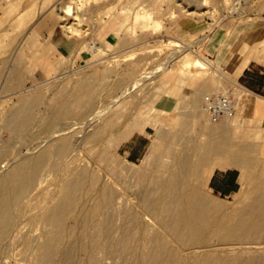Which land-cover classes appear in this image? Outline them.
I'll list each match as a JSON object with an SVG mask.
<instances>
[{"label":"rangeland","instance_id":"374dc122","mask_svg":"<svg viewBox=\"0 0 264 264\" xmlns=\"http://www.w3.org/2000/svg\"><path fill=\"white\" fill-rule=\"evenodd\" d=\"M181 24L184 37L176 39ZM242 60L264 63V0H0V264H58L64 254L68 264H89L91 254L99 264H141L146 228L164 239L173 264L204 258L140 214L139 204L157 177L185 180L184 194L218 206L228 220L261 205L263 121L241 108L211 124L201 108L205 94L237 92L231 83ZM194 106L200 120L189 114ZM217 125L226 132H215ZM144 130L145 155L128 160L124 142ZM223 142L230 150L221 160L213 152ZM210 149L197 165V155ZM37 158L8 199L3 227L4 178ZM229 169L235 192H211L213 172ZM104 190L113 197L104 245L120 236L123 212L143 222L133 225L130 251L90 250ZM198 244L210 257L253 255L264 264V231L252 241Z\"/></svg>","mask_w":264,"mask_h":264},{"label":"bare ground","instance_id":"6f19581e","mask_svg":"<svg viewBox=\"0 0 264 264\" xmlns=\"http://www.w3.org/2000/svg\"><path fill=\"white\" fill-rule=\"evenodd\" d=\"M210 151L211 149L202 150V152L197 155L196 164L199 166L203 165L210 156ZM213 153L214 155L222 156L221 160H224V147L216 148ZM39 160L40 159L37 158L35 161L27 162L5 176L1 186L4 200V210L1 216V224L3 227L7 223L6 210L9 206L8 199L13 198L17 190L22 188L26 180V175L30 174V171L39 163ZM80 181L81 179H78L68 185L65 189V195H70L73 188L76 187ZM185 185V180L177 182L172 178L166 181L157 177L151 179L149 181V186L143 188L142 202L139 204L141 208L140 214H144L150 219L152 218V220L165 231L166 235L172 237L179 245L185 246L189 244L193 246V249L198 250L197 253L206 252V254H203L204 258L198 259L196 264H205L211 259H214V261L219 264H258V260L253 255L249 257L240 255L232 257H210L207 255L210 248L206 246L198 247L200 245L198 243L210 239L220 241L256 240L264 231V208L262 207L264 197H261V195L259 196L260 206H253L242 210L235 218L228 220L225 215L220 216L218 206L210 207L206 205L195 194H184L183 187ZM11 189L13 191H11ZM112 201L113 197L111 192L108 190L101 192L95 212H100L102 219L97 231L90 239L89 247L92 253L98 251L103 254H108L110 252V246L113 247L114 253L130 251V241L133 238L131 235L133 225L135 223L139 225L143 223L136 220L137 213L130 211L123 212V226L120 236L113 239L108 245H104L102 239L107 236L106 229L109 227L108 221ZM64 207L65 204L56 210L55 216L60 214L64 210ZM144 231L145 238H143L144 241L142 243L143 252L141 253V261H139V263L173 264L176 262L174 261V255L168 248L164 239L153 233L152 228H146ZM239 253L245 252L242 250ZM68 261V256L64 254L58 264H68ZM88 263L99 264L97 259L93 257V254L89 255Z\"/></svg>","mask_w":264,"mask_h":264},{"label":"crops","instance_id":"0c3cea01","mask_svg":"<svg viewBox=\"0 0 264 264\" xmlns=\"http://www.w3.org/2000/svg\"><path fill=\"white\" fill-rule=\"evenodd\" d=\"M184 25H178L176 28V39H183L185 30ZM236 83H231L237 92H229L227 94L234 101V117L238 111L247 110L251 114L254 121L260 123L262 120L264 126V63L257 61L242 60L236 66ZM218 93V92H216ZM192 119L200 120L201 115L194 106L189 109ZM189 116V115H188ZM190 117V116H189ZM233 119V118H232ZM231 120V119H230ZM227 120H221L219 123ZM218 123V124H219ZM220 126V125H219ZM213 126L215 132H223L225 127ZM224 143L225 156L228 154V145ZM149 146V135L147 131L134 132L125 142L123 146V154L131 161H138L143 158ZM230 150V149H229ZM247 145L239 149L240 154L242 151H247ZM233 165V164H232ZM238 181L234 170H216L211 175L208 186L209 190L222 197H228L233 194L237 188ZM264 197V193L261 194Z\"/></svg>","mask_w":264,"mask_h":264},{"label":"built area","instance_id":"2783aa9c","mask_svg":"<svg viewBox=\"0 0 264 264\" xmlns=\"http://www.w3.org/2000/svg\"><path fill=\"white\" fill-rule=\"evenodd\" d=\"M202 112L208 122L217 124L234 117V101L227 93H209L202 96Z\"/></svg>","mask_w":264,"mask_h":264}]
</instances>
